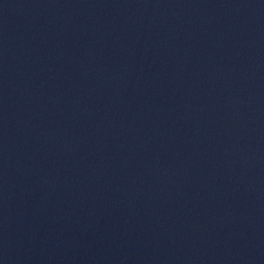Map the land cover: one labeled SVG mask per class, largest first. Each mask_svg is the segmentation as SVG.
I'll use <instances>...</instances> for the list:
<instances>
[{"label":"water","instance_id":"1","mask_svg":"<svg viewBox=\"0 0 264 264\" xmlns=\"http://www.w3.org/2000/svg\"><path fill=\"white\" fill-rule=\"evenodd\" d=\"M16 0H0V115L10 58Z\"/></svg>","mask_w":264,"mask_h":264}]
</instances>
